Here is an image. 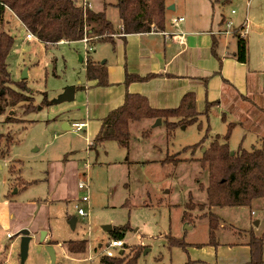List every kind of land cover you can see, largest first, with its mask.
I'll list each match as a JSON object with an SVG mask.
<instances>
[{"label": "rangeland", "instance_id": "374dc122", "mask_svg": "<svg viewBox=\"0 0 264 264\" xmlns=\"http://www.w3.org/2000/svg\"><path fill=\"white\" fill-rule=\"evenodd\" d=\"M172 1L187 5L195 2ZM208 1L215 23L224 16V23L227 20L234 24L231 34L241 31L240 23L247 19L245 34L251 65L264 71V0H213V7ZM97 2L93 0L95 5ZM115 11L114 7L108 10L112 18H116ZM4 16V29L15 37L9 68L14 80L25 81L27 90L23 92L31 98L0 115V264H21L20 231L25 228L32 236L25 264H98L108 242L115 238L104 230V225L118 229L128 226L125 246L111 250L115 254L125 250L129 255L138 246V264L242 261L238 259L241 255L223 244L242 242L252 235L264 237V198L250 206L213 208L221 222L211 234L209 220L202 217L209 213L206 193L201 188L207 185L209 176L199 161L204 148L194 154L184 148L200 142L205 133L206 146L215 135L223 137L228 122L234 121L230 114L224 122L221 111L214 110L209 120L199 115L196 122L180 124L173 130L164 121L156 126L157 119L145 118L130 125L127 148L111 139L95 143V126L78 132L64 127L66 120L81 121L87 113L85 60L91 51L89 46L81 40L47 46L37 38L28 40V32L12 11L7 10ZM221 27L224 31V24ZM222 37L229 39L231 35ZM93 50L91 55H95ZM80 57L85 60L80 61ZM25 73L27 77L23 78ZM70 87L75 88L74 99L60 102ZM30 103L34 107L27 110ZM255 112L264 118V113ZM231 133L232 150L240 146L252 150L262 145L258 128L246 131L247 141L242 145V128ZM85 178L89 189L79 190V181ZM84 195L89 196L88 202L80 200ZM64 196L69 200L62 202ZM76 205L88 215H79ZM70 216L76 217L75 226ZM42 229L49 233V240H45ZM172 237L188 245L172 246ZM81 239L88 240L86 251L71 252L68 243ZM50 240L54 242L55 260L46 249ZM218 243L222 248L216 250Z\"/></svg>", "mask_w": 264, "mask_h": 264}, {"label": "trees", "instance_id": "16d2710c", "mask_svg": "<svg viewBox=\"0 0 264 264\" xmlns=\"http://www.w3.org/2000/svg\"><path fill=\"white\" fill-rule=\"evenodd\" d=\"M114 6L118 10L122 24L120 29L115 28L104 11L85 8L79 4V0H0V115L6 114L9 107L31 98L23 92L27 90L25 81L14 80L9 68L8 58L13 50L15 37L4 29V15L7 10L12 11L25 30L33 32L45 46L58 44L61 41L76 42L87 35L92 38L89 44L95 47L101 42H113L115 35L124 36L130 33L149 32L153 29L160 31L165 29L167 0H116ZM236 33L238 45L234 57L247 63L248 42L240 31ZM213 52L216 55V51ZM85 62L86 78L89 81L96 80V85L100 86L109 84L106 78V64L95 60L90 51ZM125 77L126 83L145 78L132 73H126ZM33 107L34 105L30 103L27 110ZM199 115H205L206 120H209L210 109L199 112L196 108V96L191 91L183 97L178 106L167 109L153 108L145 95L127 92L124 103L112 109L102 119L101 128L93 142L104 143L111 139L127 148L131 138L130 125L133 122H140L145 118H161L168 128L173 130L180 124L196 122ZM170 117L176 119L171 121ZM231 127L230 125L223 137L215 135L207 146L208 135L205 133L200 142L184 147L190 149L192 154L198 149L205 148L199 161L209 172L207 185L201 186L206 193L205 204L209 208V213L202 217L209 220L211 234L215 233L221 222L213 208L250 206L253 201L264 198V140L260 147L252 150L241 146L237 150H232L229 139ZM172 161L175 162L174 159ZM14 171L11 167V172ZM183 218H187L186 212ZM127 229V225L119 229L113 227L112 234L115 238L124 239V231ZM50 243L54 242L50 241ZM87 244L86 239L71 240L68 248L73 253L81 254L86 251ZM170 244L182 248L188 245L178 237H172ZM248 245L251 256L243 264L263 263L264 237L252 235ZM140 254L139 247L135 246L129 255L125 250L122 253L120 250L114 257L102 254L98 264H138Z\"/></svg>", "mask_w": 264, "mask_h": 264}, {"label": "crops", "instance_id": "0c3cea01", "mask_svg": "<svg viewBox=\"0 0 264 264\" xmlns=\"http://www.w3.org/2000/svg\"><path fill=\"white\" fill-rule=\"evenodd\" d=\"M88 1L90 8L104 11L115 28L120 29L119 13L114 6L116 0L103 2L98 0V6L93 0ZM207 2L209 1L195 0L194 3L187 5L184 2L167 0L164 30L153 29L149 32L130 33L124 36L115 35L113 42H101L95 45L93 51L96 56L93 54L91 56L106 64V78L109 84L100 86L96 85V80H88L85 86L87 113L85 119L81 121L87 122L84 131H89L95 126L93 140L101 128L102 119L112 109L124 103L127 92L145 95L153 108L167 109L178 106L183 97L191 91L196 96V108L199 112H206L207 108L211 107L210 112L221 111L224 122L228 121L227 116L230 114L234 120L228 122L233 128L232 132L239 126L242 128L240 145L246 143V131L250 127L258 128L259 140L263 142L264 118H259L255 110L264 113V71L251 65L249 54L247 63L234 57L238 45L237 33H227L231 35L229 39L221 38V35L226 34L222 31L221 24L225 27L227 20L224 23L223 16L215 23L209 7L210 2ZM214 3L211 0L212 7ZM171 5H174L173 9H169ZM113 7L116 9V18H112L108 13ZM181 18L183 20H180ZM246 20L240 23V26L245 24ZM245 37L248 42L246 34ZM213 50L216 51L217 56ZM248 53H250L249 42ZM84 60L85 58L80 57V61ZM126 73L145 78L126 83ZM71 124L66 120L65 129H72ZM65 197L62 202L69 200ZM32 216L33 214L31 218ZM42 230L45 232V240H49V233L45 229ZM250 237L243 239L242 242L223 244L229 246L231 252L241 255L238 259L241 258L242 261L234 264H243L250 259L251 251L248 245ZM50 241L46 244L49 245ZM218 245L215 247L216 250L221 247V243ZM202 262L232 264L223 263L219 259Z\"/></svg>", "mask_w": 264, "mask_h": 264}, {"label": "built area", "instance_id": "2783aa9c", "mask_svg": "<svg viewBox=\"0 0 264 264\" xmlns=\"http://www.w3.org/2000/svg\"><path fill=\"white\" fill-rule=\"evenodd\" d=\"M79 4L81 6H83V7H85V8L86 7H89L90 8V3H89L88 0H79ZM233 12H235V11H233ZM180 20H183V18H181ZM175 21H177V19H175ZM120 27H122V24L120 25ZM225 27H227L224 30V32H226V33H230V30L232 28L234 30V28H235L234 24L231 21H226ZM247 29H248V25L245 23L240 28V30H241L240 32L243 35H245ZM26 32H28L27 33V36H26V39H28V40H34V39L37 38L36 35L33 32L28 31V30ZM91 40H92V38H90V37H88L86 35L81 41H83L87 46H89V49L92 51V49H94V47L89 44L91 42ZM180 40H182V39H180ZM61 42H64V41H61ZM71 127L76 132H78V131H84L86 129V127H87V122H85V121L74 122V123L71 124ZM88 168H89V164L86 162L85 163V167H84L85 174H87L86 170H88ZM89 186H90L89 180H87L85 178V179H82L81 181H79L78 189L79 190L80 189L86 190V189H89ZM80 200L83 201V202H88L89 201V196L84 195L82 198H80ZM76 207H77V210H78V214L79 215H82V216H87L88 215V213L86 212V210L83 207H78L77 205H76ZM252 213L254 214V212H252ZM123 246H125V242L123 241V239L113 238V240H111V241L108 242V246L106 247L104 254L105 255H108L110 257H114L115 253L111 249L113 247H123ZM90 259H92V258L90 257Z\"/></svg>", "mask_w": 264, "mask_h": 264}, {"label": "water", "instance_id": "95a60500", "mask_svg": "<svg viewBox=\"0 0 264 264\" xmlns=\"http://www.w3.org/2000/svg\"><path fill=\"white\" fill-rule=\"evenodd\" d=\"M174 8V5H171V7L169 9H173ZM24 77H27L26 73L25 75L23 76ZM75 88L73 87H70V88H67L64 93L62 94L61 96V99H60V102L61 101H66V100H72L74 99L75 97ZM162 123V119L161 118H158L155 125L158 126V124H161ZM203 151H205V148L203 149ZM231 154H233V152H231ZM70 222L71 224H73V226H75V222H76V217H72L70 219ZM259 221L256 223L258 224ZM104 230H106L107 232H112L113 230V227L111 225H104L103 226ZM21 248H20V257H21V264H25V261L27 259V255H28V251H29V246H30V243H31V240H32V236H31V233H30V230L25 228V229H22L21 231ZM44 231L42 232V234L44 235ZM42 240V239H41ZM43 243H41L39 245L40 248L43 247ZM46 249L48 250L50 256H52V259L55 260L56 259V256H55V249L53 247V244H49L48 246H46ZM123 252V250H121V253Z\"/></svg>", "mask_w": 264, "mask_h": 264}, {"label": "bare ground", "instance_id": "6f19581e", "mask_svg": "<svg viewBox=\"0 0 264 264\" xmlns=\"http://www.w3.org/2000/svg\"><path fill=\"white\" fill-rule=\"evenodd\" d=\"M45 235V234H44Z\"/></svg>", "mask_w": 264, "mask_h": 264}]
</instances>
